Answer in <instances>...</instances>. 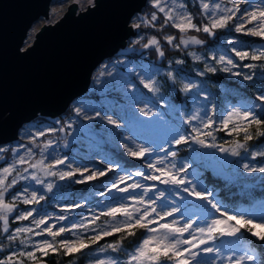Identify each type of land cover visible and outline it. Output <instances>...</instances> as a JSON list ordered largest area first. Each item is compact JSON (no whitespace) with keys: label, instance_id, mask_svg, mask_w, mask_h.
<instances>
[{"label":"snow or ice","instance_id":"1","mask_svg":"<svg viewBox=\"0 0 264 264\" xmlns=\"http://www.w3.org/2000/svg\"><path fill=\"white\" fill-rule=\"evenodd\" d=\"M150 4L154 11L149 17L141 14L142 6L128 5L121 28L138 38L99 65L87 95L73 103L70 120L44 118L41 127L34 120L21 130L27 144H0V154L13 156L9 162L0 155L5 165L0 167V232L9 241L7 247L0 245V264H47L50 255L75 257L94 245L99 253L115 254L94 264H264V211L249 214L246 209L256 206L229 203L215 183L241 192L258 183L264 192V43L242 49L237 45L246 42L230 35L234 31L264 41V0H201L200 11L207 17L203 23L186 0ZM96 7L97 0H88L85 12ZM158 24L160 31L175 29L179 38L164 35L162 42L139 32ZM191 32L213 40L211 55L187 52L203 63L202 70L193 69L201 80L179 67L183 58L175 59L177 67L170 59L166 71L145 62L144 50L154 49L162 64L165 46L180 50L205 44ZM162 72L163 83L158 79ZM217 73L235 79L231 87L213 93L203 78ZM247 82L255 89L254 98L240 95ZM217 133L233 137L224 142L230 146L220 143ZM249 178L254 183H247ZM102 179L107 183L94 193L71 198L73 185ZM21 181L23 187H17ZM94 195L105 200L93 201ZM53 202L59 214L46 210ZM90 202L98 213L89 207V215L70 218L68 213ZM17 204L33 207L18 209ZM259 206L264 210V199ZM101 217L103 224L98 223ZM23 221L29 223L10 228ZM137 230L142 238L129 251L124 242ZM110 236L118 238L100 244ZM17 240L19 247L13 248Z\"/></svg>","mask_w":264,"mask_h":264},{"label":"water","instance_id":"2","mask_svg":"<svg viewBox=\"0 0 264 264\" xmlns=\"http://www.w3.org/2000/svg\"><path fill=\"white\" fill-rule=\"evenodd\" d=\"M53 0H0V144L17 138L37 115L55 117L85 94L93 71L130 37L121 28L129 4L97 0L95 10L73 1L54 23L44 24L22 50L32 24L47 17ZM133 36V35H132ZM36 113V116H33ZM7 142V143H5Z\"/></svg>","mask_w":264,"mask_h":264},{"label":"trees","instance_id":"3","mask_svg":"<svg viewBox=\"0 0 264 264\" xmlns=\"http://www.w3.org/2000/svg\"><path fill=\"white\" fill-rule=\"evenodd\" d=\"M190 9L192 10V8H190ZM143 10H144V8H143ZM199 22H201V23L206 22V19L204 17H202V19ZM141 29H145L147 31L150 30L149 28H144V27H142ZM151 33H153L154 35H156L160 39H162L163 35H164V33L159 31V29L151 31ZM223 35H224V33H218V37H222ZM230 35L236 37L238 40H240L242 42H246L244 44L237 45V47H239V48L250 50L249 46H255V47L259 46V44H257L258 40L256 38H254V37L246 36V35H243V34H237L234 31L232 33H230ZM202 36H203L202 38L205 40V44L204 45L190 46L187 49H183L182 48L180 50L174 49V48H172L170 46H165L164 50H165L166 55H165V58H164L162 64H161V61L159 60V58L157 57L154 49L144 50V52H145V57H144L145 62H151V63L157 65L158 67H161L162 69H164L166 71L167 70V65H168L170 59L173 62V67H177L174 64L175 59L183 58L185 60V64L182 65V66H179V67H182L185 72L190 73L191 78L193 80L199 81L202 78L201 77H197L196 74H195V71H193V69L196 68V67H199L202 70L204 65H203L202 62H196V61H194L192 59V57L187 56V52L195 50L196 52H199V53H201L204 56H208V55L212 54L211 51H210V49L213 47L212 38L211 37H207L206 35H202ZM225 43H226V41H225ZM138 50H139V48H138ZM216 54L219 55V54H222V53H221V51H217ZM245 62H251V61H245ZM245 71H247V70H245ZM158 79H161V83L164 82L163 73H162V76L160 78H158ZM203 79L206 80V82H207L206 86L213 93H219L221 88H223V87H231L232 86V82L234 81L235 78L227 76V75H225L223 73H217L215 75L209 74L208 77L203 78ZM247 83H248L249 86L246 89L242 87L241 90H240V95H247V96H251V97L254 98L255 89H253L251 87V82H247ZM91 86H92V83L90 84L89 88ZM97 87H99V86H97ZM177 87H179V85H177ZM89 88H88V90H89ZM88 90H87V93H88ZM162 91L163 92L167 91V85H165V87L162 89ZM87 93H85L84 95L86 96ZM177 99L178 100L182 99V96L177 97ZM44 118H47V117H44ZM38 120L42 121L43 119H38ZM217 136H218V141L220 143H224L226 141H231L233 139V137H229V136L225 135L224 133H217ZM236 138L240 139L241 137H236ZM249 143L255 144L256 141H251ZM224 146H229V144L224 143ZM6 154L2 153L1 155H3L4 158L7 160V155ZM180 155L184 156V155H186V153L182 151L180 153ZM3 165H4L3 161H0V167L3 166ZM215 183L217 184V186H219L222 189L221 197L222 198H227L229 203H235V204H237L239 206H244V207H247V206H250V205L256 206L254 208L247 209V211H249V212H251L254 209H256L257 206H259L260 201L262 199H264V192H262L260 190V186L254 188V189H252L250 191L241 192V189L239 187L234 186V187L231 188V190H228V189L224 188L223 182L216 181ZM93 184H94V182H93ZM92 185H73L72 186V190L76 194L74 196H72L71 198L72 199H76V200H80V196L82 194L83 195H89V194L94 193L93 190H95V187H94V185L93 186ZM7 199L10 200V196L7 197ZM92 200L96 201V200H98V197H95V195H94L92 197ZM80 202H83V201L81 200ZM41 205H44V202H41ZM56 205L57 204L55 202H53L50 205L46 206V210L47 211L58 210L56 208ZM86 206H88V205H86ZM89 206H95V204L90 202ZM18 207H19L18 209L22 208L21 205L18 206ZM25 207H28V206H25ZM39 207H40V205H39ZM259 210H260V208H259ZM83 211H85L84 208L83 209H76L75 210V214H77V216H80ZM12 220H14V216L12 217ZM14 226H15L14 222L10 224V228H13ZM0 228H1V222H0ZM142 235H143L142 231L141 230H137L135 236L128 237V239L125 240L124 247L126 249H128L129 251H131V247L130 246L132 244H134L135 242H138L142 238ZM117 238H118V236L106 237L104 240L100 241V244H104V243H107V242H112L113 240H115ZM6 242H7L6 236L2 232H0V245H2L4 247H7L8 244H9V241L7 243ZM14 244H15V242H13V245ZM93 250H97V246L94 245L91 249H86L82 255H78V256H75V257H64L62 254L61 255H50L49 257H47V264H68L69 259H75L76 260V264H88V262H89L88 255ZM121 258L126 259L125 256H122ZM28 263H31V262H26V264H28Z\"/></svg>","mask_w":264,"mask_h":264},{"label":"rangeland","instance_id":"4","mask_svg":"<svg viewBox=\"0 0 264 264\" xmlns=\"http://www.w3.org/2000/svg\"><path fill=\"white\" fill-rule=\"evenodd\" d=\"M77 2L78 4V10H84L85 8H87L88 6V0H53L50 4V8H49V12L47 14V17L43 16V17H40L38 20H36L32 26L30 27L29 31H28V34L25 38V42L23 43V46H22V50H25V47L28 46V45H31L32 44V41L34 40V37L37 33V31L39 30V28L44 25V24H52L54 23L55 21H57L67 10V7L73 2ZM166 2L170 3V0H166ZM204 3H212L213 0H203ZM216 3H222V4H227V0H215ZM186 4H187V8L188 10L190 11L192 8V10L190 12H192L193 16L196 18V20L200 21L202 19V17H204L207 21V17L206 16H203L201 11H200V4H201V0H186ZM146 5V4H145ZM227 6H231V5H227ZM243 7H246L247 5H242ZM144 8V10H143ZM142 8V15H145L146 17H149L151 12L154 11V9L151 8V4H150V0H147V5L144 6ZM159 17H160V23H163V14H158ZM151 31H154V30H158L159 29V25L156 26V28H149ZM142 30H145V29H140L139 31H142ZM150 30H145V32L147 33L146 37L145 38H148V37H151L152 35H154L153 33H151ZM160 31V30H159ZM161 32L164 33V35H176L177 38H179L180 34L173 28L171 27H166L165 30H162ZM174 33V34H173ZM163 35V36H164ZM189 35H196L198 36V38H201L203 39L202 35H205L204 33L200 32V33H196V32H191L189 33ZM258 40L257 44H259V46L264 43V41H261L259 38H256ZM161 41L163 42V40L161 39ZM178 41V40H177ZM143 42H146V39L145 41ZM192 46H195V45H192ZM258 46V47H259ZM191 52H195L197 55H202L201 53L199 52H196L195 50H192ZM116 58V54L112 57V59H115ZM109 59V58H108ZM108 59H106L104 62H106ZM146 63H151V62H146ZM164 70V69H163ZM99 71V66L93 71L92 73V76L93 75H96ZM165 71V70H164ZM163 73V72H162ZM92 83V80L90 82V84ZM90 86V85H89ZM99 86V85H97ZM87 93V92H86ZM85 97V95H81V96H78L77 98H75L69 105L68 107L66 108V110L61 113L59 116H55V117H49V116H42V115H37L35 118L31 119L30 121L28 122H25L18 130L17 132V138H15L14 140L12 141H9L7 144H4V146L6 148H10V147H14L16 146V144H27V140L25 138L22 137L21 135V130L23 129V127L26 125V124H29L31 122H33L34 120L37 122V127H41L42 124L40 123V121L38 119H44V117H47L48 119H59V120H63V121H68L70 120L73 115H74V112H73V108H72V105L75 101H77L78 99L80 98H83ZM45 138H55V135H53L52 137H45ZM43 139V138H42ZM230 146V145H229ZM228 147V146H226ZM37 155H36V158L38 159L39 158V150L36 149L35 150ZM203 151H212V150H208V149H205ZM7 153V154H6ZM3 154H6L7 155V160L10 162L12 159H13V156H12V153L11 152H5ZM1 155V154H0ZM217 155H220L219 153H217ZM229 159H235V158H232V157H228ZM129 163H134L132 161H129ZM5 166V165H3ZM1 166V167H3ZM242 171V170H241ZM247 175V174H245ZM139 179V178H137ZM25 182L21 181L20 184L17 186V187H20L22 188L23 185H24ZM104 183H107V180H104L102 179V181L100 182H94V187H95V190L97 187H101L103 186ZM147 183V182H145ZM247 183L249 184H252L254 183L253 180L251 178H249V180L247 181ZM92 185V186H93ZM159 187L163 188L162 185H160ZM256 187H259V184H255L254 187L250 188V189H247V190H244V192L246 191H250ZM95 190H93V192H95ZM112 195H119L118 193H115L113 192ZM95 197H98V200H105V197H101V196H98V195H95ZM11 201V197H10V200ZM83 203V202H81ZM22 208L20 209H25V208H30V207H33V206H28V207H25V205L23 204H17V208H19L18 206H20ZM35 207H39V205H36ZM89 207L92 208V210L96 211L97 213L99 212V208L96 207V206H86L84 209L85 211H83L81 213V215H84V216H87L89 215ZM56 208L58 210H55V213L56 214H59L60 213V208L58 205H56ZM258 208V209H257ZM256 209H254L253 211L249 212V214H255V215H260L262 214V210L260 208V206H257ZM260 208V210H259ZM247 211V209H246ZM48 212H53V211H48ZM18 214V213H17ZM68 215L70 216V218H74L75 220H79L80 216H77V214H75V211H72L70 213H68ZM39 218V217H37ZM14 221V220H13ZM105 221V218L104 217H101V220L98 222L100 224H103ZM50 222H54V221H50ZM15 223V226L14 227H18V226H24V225H27L29 222L28 221H23V222H14ZM61 223H68V222H61ZM13 227V228H14ZM1 228H2V222H1ZM89 235H91V233H88ZM68 235V238H72L71 237V234H66ZM36 239H39V238H36ZM8 242V240H7ZM6 242V243H7ZM19 247V240L15 241V244L13 245V248H17ZM109 255H115L113 253H111L110 251L107 252V253H99L98 250H93L92 252L89 253L88 255V259H89V262L88 264H94V261L95 259L97 258H100V259H105L107 258V256ZM122 260H124V258H121ZM28 264H31V263H28Z\"/></svg>","mask_w":264,"mask_h":264},{"label":"built area","instance_id":"5","mask_svg":"<svg viewBox=\"0 0 264 264\" xmlns=\"http://www.w3.org/2000/svg\"><path fill=\"white\" fill-rule=\"evenodd\" d=\"M139 32H140V34L143 35L144 37L147 36V35H146L147 33L145 32V30H142V31H139ZM136 38H138V37L135 36V35H133V36L129 37L128 40H129V39H136ZM128 40H127V41H128ZM137 48H139V45H137Z\"/></svg>","mask_w":264,"mask_h":264}]
</instances>
